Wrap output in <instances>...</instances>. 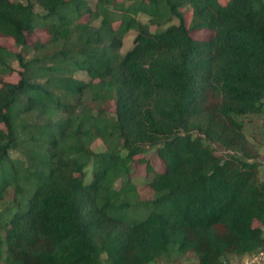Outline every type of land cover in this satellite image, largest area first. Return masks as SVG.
<instances>
[{"label":"trees","instance_id":"trees-1","mask_svg":"<svg viewBox=\"0 0 264 264\" xmlns=\"http://www.w3.org/2000/svg\"><path fill=\"white\" fill-rule=\"evenodd\" d=\"M36 32L45 40L29 44ZM0 37L15 49L0 46V201L11 188L15 204L0 264H150L171 251L225 264L264 249V181L243 130L264 114V0H0ZM146 149L164 169L140 161L141 200L129 173Z\"/></svg>","mask_w":264,"mask_h":264},{"label":"rangeland","instance_id":"rangeland-1","mask_svg":"<svg viewBox=\"0 0 264 264\" xmlns=\"http://www.w3.org/2000/svg\"><path fill=\"white\" fill-rule=\"evenodd\" d=\"M228 0H218V2L224 5ZM89 4L93 7L95 4V0H88ZM185 25L188 26L191 18V12L189 8H184L182 10ZM137 19L140 23H145L146 17L143 15H138ZM98 21H95V24ZM117 23L113 26L115 27ZM170 24H178V21L173 20ZM194 39H206L208 37V32L206 31H199L196 33L191 34ZM135 36L134 31L128 32V34L124 37L122 41V46L120 48V52L124 53L132 46V42ZM35 39H40L42 41L45 40V35L36 32L34 35L29 36L27 42L31 44L35 41ZM0 46L13 51L14 46L11 39L8 38H1L0 37ZM12 66L17 71L15 64L13 63ZM74 78L78 80H87L86 76L83 73H75ZM5 82L16 83L18 81V76L15 73H12L10 76L4 79ZM108 111L113 112L115 106L112 102L108 104L107 107ZM244 123V150L246 153L247 159L255 163L257 166L258 171V178L260 181H264V114L261 115H252L247 116L243 120ZM90 149L95 153H100L104 151L103 144L96 140L94 141ZM217 155H222V151L219 149L215 150ZM11 157L14 159L19 158L20 156L11 154ZM144 161L145 164H148L154 171L161 172L163 171V165L161 161L157 158L154 149H146V151L134 158V163L131 166V171L129 173V178L131 179L132 183L136 188V192L141 200H150L151 199V192L146 185L147 179V169L144 163L140 162ZM88 176L90 174V168L87 172ZM149 175V174H148ZM15 212V204H14V193L11 188H8L5 192L4 198L0 201V237H3V226L11 217V215ZM254 226H259L258 223H254ZM264 233V227H262ZM264 251L261 249L260 251L247 254V255H226L223 258L225 264H264V262L260 261L259 263L251 262V259L257 255L259 252ZM196 263V256L192 253L180 254L174 251L169 252L167 255L162 256L161 258L157 259L155 262L150 264H195Z\"/></svg>","mask_w":264,"mask_h":264},{"label":"built area","instance_id":"built-area-1","mask_svg":"<svg viewBox=\"0 0 264 264\" xmlns=\"http://www.w3.org/2000/svg\"><path fill=\"white\" fill-rule=\"evenodd\" d=\"M260 261L264 262V251L259 252L251 259V262L259 263Z\"/></svg>","mask_w":264,"mask_h":264}]
</instances>
